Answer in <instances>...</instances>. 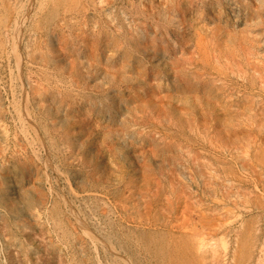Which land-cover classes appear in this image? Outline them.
<instances>
[{
    "label": "rangeland",
    "instance_id": "374dc122",
    "mask_svg": "<svg viewBox=\"0 0 264 264\" xmlns=\"http://www.w3.org/2000/svg\"><path fill=\"white\" fill-rule=\"evenodd\" d=\"M0 264H264V0H0Z\"/></svg>",
    "mask_w": 264,
    "mask_h": 264
}]
</instances>
